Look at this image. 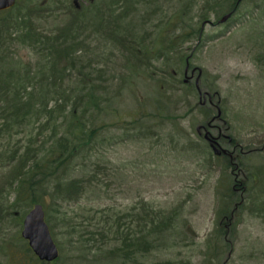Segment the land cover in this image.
<instances>
[{"label": "rangeland", "instance_id": "rangeland-1", "mask_svg": "<svg viewBox=\"0 0 264 264\" xmlns=\"http://www.w3.org/2000/svg\"><path fill=\"white\" fill-rule=\"evenodd\" d=\"M59 1L21 3H51L44 9L48 10L55 9ZM94 3L86 1L82 7L93 10L95 17L101 15L96 8L113 18L126 13L117 19L122 30L113 41L104 34V38L92 35L88 21V28L81 24L85 40L78 47L75 65L77 70L89 67L81 69L97 86L98 107L89 108L85 117L78 116L87 131L97 132L61 172L63 185L81 182V196L64 200L55 185H49L46 222L60 251L53 264L222 263L224 250L211 260V251L220 253L221 248L208 240L216 227L218 191L225 181L220 166L207 152L188 148L201 143L196 128L203 118L196 107L199 96L194 82L183 83L185 62L189 59L190 65L202 71L198 84L217 89L216 101L225 111L231 135L244 149L257 150L248 161L257 168L254 172L264 177V0H245L238 14L225 23H220L224 15L204 14L198 0ZM58 6L63 7L61 3ZM257 6L263 12L255 9ZM62 10L53 17L38 14L44 19L34 22L44 35L53 36L69 26L71 18L61 14ZM180 14L184 16L179 18ZM202 16H206L205 22ZM189 26L195 32L201 30L202 42L198 44L194 36L181 44L178 36ZM171 38L174 51L169 50ZM13 53L18 67L20 61L38 65L31 50L18 47ZM67 74L72 77L64 80L66 89H77V73ZM57 103L67 114L71 106L66 108L60 100L49 102L48 108ZM39 121L43 124L45 119ZM76 123L63 115L44 130L41 126L39 132L34 121L10 130L2 129L0 121V157L25 147L47 154L55 146L54 140L62 136L77 141L73 137V133L79 134ZM1 166L0 208L8 211L0 214V264H49L35 262L26 251L21 232L32 208L22 200L16 203L14 180ZM260 180L264 182V178ZM261 186L264 190V184ZM256 187L254 182L252 194H259ZM169 218L174 228L160 231L158 224ZM147 219L156 225L150 226ZM242 219L226 264H264V217L246 214ZM152 227L156 232L147 238ZM126 250L137 251L128 258Z\"/></svg>", "mask_w": 264, "mask_h": 264}, {"label": "trees", "instance_id": "trees-1", "mask_svg": "<svg viewBox=\"0 0 264 264\" xmlns=\"http://www.w3.org/2000/svg\"><path fill=\"white\" fill-rule=\"evenodd\" d=\"M109 1L113 5L117 2V0ZM198 1L203 4L204 14L211 13L217 17H221L222 15L225 16L229 13H233L232 20L240 11L241 5L245 0ZM94 2H96V0L90 2L89 5L94 6ZM125 2L129 4L130 0H125ZM60 3L63 7L58 6ZM56 4L57 6L55 9L50 8L44 10L49 7L51 3L40 4L39 6L26 3L22 5L21 0H19L13 9L0 12V121L3 123L1 126L2 129L9 128L10 130L14 128V125L18 127L28 126L34 121V126L38 124L37 130L40 132L47 128L52 121L56 122L57 118L63 115L69 116V118L77 122L76 124H79L77 128L79 134L73 133V137L77 141L66 138L67 136H62V138L54 140L55 146L52 149L50 147L49 150L45 152L47 154L34 153L29 147H25L24 149H16L14 152L4 154L0 157V163L3 165L1 167L7 168L14 180L17 194L16 203L22 200V202H25V204L31 208L37 204H41L43 207L45 206V199L48 196L49 185L51 183L55 185V191L59 192L57 194L62 193V198H65L64 200H75L81 196L83 189L81 182H72L63 185L62 182H60L62 179L61 172L66 170L71 162L80 155L83 149L86 148H82V145L88 142L89 139H94L97 132V129H93L90 132L87 131L85 124L82 125L81 121H83V119L78 116L82 114V116L85 117V113L89 108L92 106L98 107L95 97L97 86H94L91 81L86 79L89 73L84 71L89 67H80L79 70L76 69L77 67L75 64L76 61L79 60L76 55L80 50L78 47L81 44L76 47L72 46V42L77 40V37H81L83 33L80 23L76 21L84 10V7L81 9L76 8L72 0H60L56 2ZM60 8L65 9L64 12L62 10L61 14L66 13V15L71 18L69 26L59 29L57 34L53 36L44 35L40 27L34 22L35 19H44L42 16L43 14L38 15L39 13H45L48 17H53L59 13ZM255 9L263 12L261 6H257ZM95 10L96 12L98 11V14L101 13V15H96L90 26H95L96 21L104 14L109 29L103 31L99 30L97 35L104 38L102 36V34H104L105 39L113 41L112 38L115 37V34H119L120 30H122V26L116 24L117 19L125 17L124 14L126 11L113 18V15H108L104 10H100V8H96ZM185 11V9L182 10L183 13H185ZM183 16V14L178 15L179 18ZM201 19L205 22L204 19H206V16H202ZM189 31L192 33L188 34L187 32ZM187 32H183L178 36L181 44L190 42L193 39L191 37L194 36H196L198 44L202 42L201 30L195 32V30L189 26ZM175 37L176 36H174V38ZM173 41L174 39L171 38L170 51H174L175 48V46L172 45ZM18 47L33 51L36 55L38 65L32 66L29 61H20L18 67L14 63L16 60H14L13 53V50ZM129 53H132V51ZM68 72L77 73L76 78L80 81V85L77 89L76 87L66 89L64 80H68L72 77V74H67ZM194 89L197 91L195 87ZM200 89L211 95L218 93L216 88H207L202 82L200 84ZM98 91L101 92L99 88ZM58 100L64 102L66 108L71 106V108L66 111L68 112L67 114L64 113L60 103H57L54 108H48L49 102H57ZM215 105L217 108L219 107L222 112V116L216 118V120H220L217 122V125L223 128V135H225L221 143L232 156H216L205 139L200 137L197 131L196 134L201 140V143L198 141L196 146H190L188 148L192 151L199 150L207 152L210 159L214 160L220 166L223 173L222 179L225 181V185H222L223 188L218 191L217 210L215 215L216 227L208 242L213 241L218 245L217 249L221 248L220 253L219 250L211 251V260L217 259L224 250L225 261L222 263L220 261L217 264H226L227 261H229L228 256H230V252L234 246L233 237H235L243 221V216L246 214L252 216V214H254L256 217H264V190L261 186L264 182L262 183L260 180L264 177L259 173L256 174L254 169L257 170V168L250 165V161H248L257 150L251 151L245 149L246 154L242 161L240 157L241 143L231 135V127L229 122L227 121V123L225 121V111L222 106H219V104ZM196 107L203 118L199 123L200 125L207 126L218 113V110L210 105L202 106L198 102ZM158 108L160 109L161 107L158 106ZM158 108L157 110L159 112ZM43 118L45 122L42 124L39 120ZM41 126L44 127L43 130H41ZM52 128L54 129L55 127L52 126ZM78 139H82L80 143ZM261 162L264 163V158L261 159ZM228 178L230 179L229 183L227 180ZM254 182L255 184L257 183L256 188H258L257 191L259 194H252L251 192ZM7 211L8 208L4 206L0 208V214L4 212L7 213ZM148 221L147 219L146 222L149 223ZM149 225L154 226L156 223L151 221ZM158 227L160 231L162 229L163 231H171V229L174 228V224L169 218L159 223ZM154 229L156 228L152 227V229L148 231L147 238L154 235L156 232ZM26 246H28L27 243ZM148 247H152L150 243ZM26 251L35 262H39L29 247L26 248ZM136 251L137 250L133 252L129 251V253L126 250L128 253L127 257L129 258L132 254H135ZM207 255L209 256V254ZM208 262L211 263L210 260H208Z\"/></svg>", "mask_w": 264, "mask_h": 264}, {"label": "water", "instance_id": "water-1", "mask_svg": "<svg viewBox=\"0 0 264 264\" xmlns=\"http://www.w3.org/2000/svg\"><path fill=\"white\" fill-rule=\"evenodd\" d=\"M17 0H0V12L13 8ZM77 2V0H76ZM232 17V13L227 14L220 23L227 22ZM201 75V70H200ZM200 76L197 79V87ZM221 112L219 111V116ZM201 127L198 128L200 131ZM208 135V134H207ZM206 135V138H208ZM217 146L218 143L216 142ZM217 155L220 149L214 148ZM22 237L29 244L30 249L40 261L53 262L59 257V249L51 235L50 228L45 220L44 208L41 204L35 205L26 215L23 222Z\"/></svg>", "mask_w": 264, "mask_h": 264}, {"label": "flooded vegetation", "instance_id": "flooded-vegetation-1", "mask_svg": "<svg viewBox=\"0 0 264 264\" xmlns=\"http://www.w3.org/2000/svg\"><path fill=\"white\" fill-rule=\"evenodd\" d=\"M86 1H90V2H92L91 0H80V6H79V8L78 9H81L82 8V4L85 2L86 3ZM74 3V2H73ZM77 8V7H76ZM187 67V66H186ZM193 69H194V67L192 66L191 67V65L190 66H188V69H187V71H186V68H185V73H184V78H185V83H188V82H194V85H195V82H196V78H197V76H198V71H195V72H193ZM195 79V80H194ZM205 94V93H204ZM203 94V95H204ZM205 100H207V102H205ZM199 103L202 105V106H207V105H210L211 107H213V108H216V110H218V108H217V106L216 105H214V103H210V100H209V98L207 97L206 99H204V97L203 98H201V94H200V92H199ZM220 120H215V121H213L212 123H211V125H209L208 127H207V130H204V129H202V130H200V132H199V135L200 136H202V137H204L205 139H206V133H207V131L209 132V135H207V142H208V144L209 145H211V143H212V146L213 147H217V144H216V142L218 143V145H219V148H221L222 149V143H221V141H222V139L224 138V136L225 135H223V128L220 126V125H217V122H219ZM216 132V133H215ZM211 146V148L213 149V147ZM214 151V150H213ZM246 153H245V149H244V147L241 145L240 146V157H241V159H242V161H243V159H244V155H245ZM223 155H226V156H232L227 150H225V151H223V150H221V153L218 155V157H220V156H223ZM241 161V162H242Z\"/></svg>", "mask_w": 264, "mask_h": 264}, {"label": "bare ground", "instance_id": "bare-ground-1", "mask_svg": "<svg viewBox=\"0 0 264 264\" xmlns=\"http://www.w3.org/2000/svg\"><path fill=\"white\" fill-rule=\"evenodd\" d=\"M83 13H85V15H83ZM94 13L95 12H93V10L85 8L81 12L80 16L77 18L76 22L80 23V25L84 24L87 26L93 22V19L95 18V16H93ZM87 21L89 24L86 23ZM81 28H83V26H81ZM107 29H109V25L106 22L105 17L101 16V18L98 21H96V25L93 26L91 33H92V35H95L99 32V30L103 31V30H107ZM77 38H78L77 40L72 42V46H74V47L79 46L81 44V41L84 42V40H85V39H82V37H77Z\"/></svg>", "mask_w": 264, "mask_h": 264}]
</instances>
